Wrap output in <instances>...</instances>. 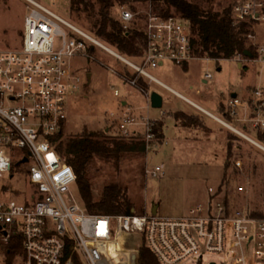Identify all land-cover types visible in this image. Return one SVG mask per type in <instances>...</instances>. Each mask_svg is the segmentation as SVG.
<instances>
[{
  "label": "built area",
  "instance_id": "built-area-1",
  "mask_svg": "<svg viewBox=\"0 0 264 264\" xmlns=\"http://www.w3.org/2000/svg\"><path fill=\"white\" fill-rule=\"evenodd\" d=\"M25 1L30 8L24 16L20 46L0 44V177L22 170L26 178L25 190L13 189L23 200L0 198V264H132L134 251L140 264L139 246L144 238L160 264H178L194 255L204 258L206 253L223 254L221 260L211 259L210 264H249L252 243L256 264H264V216L253 215L246 203L211 197L179 215L90 212L74 190L73 166L50 137L68 121V93L82 89L74 78L71 57L77 51L88 55L90 45L129 65L151 85L141 87L148 106L152 105L153 90L166 91L182 100L185 111L207 122H221L252 141L244 127L249 122L264 130V84L255 86L252 100L231 95L230 115L246 122L239 128L155 72L154 68L167 60L183 65L198 57L192 49L191 27L180 15L151 10L142 19L140 12L122 9L125 27L142 20L146 33L144 53L133 59L115 53L109 43L42 1ZM232 1L234 17L250 21L247 36L256 38L253 23H264V0ZM258 53L257 60L264 62V44L258 45ZM122 77L138 85L136 77ZM205 77L213 74L208 72ZM112 87L119 96V88ZM122 113L118 124L121 135L142 133L148 151L159 146L149 111L137 113L128 105ZM256 140L253 142L264 148ZM161 172V164L151 167L147 161L146 174L157 176ZM8 191L7 186L0 189Z\"/></svg>",
  "mask_w": 264,
  "mask_h": 264
},
{
  "label": "rangeland",
  "instance_id": "rangeland-1",
  "mask_svg": "<svg viewBox=\"0 0 264 264\" xmlns=\"http://www.w3.org/2000/svg\"><path fill=\"white\" fill-rule=\"evenodd\" d=\"M40 1L87 30L88 26L84 21L81 22L73 17L71 0ZM29 8L25 0H0L1 45L20 46L23 39L24 16ZM122 9L132 8L122 6ZM151 10L153 5L150 2L139 4L137 7V12L140 14ZM253 26L257 37L250 41L258 45L264 44V23H253ZM248 54L239 53L227 59L206 56L193 58L191 60V64H194L193 75L197 79L193 90L198 92L200 89L199 94L209 92L201 87L200 80L211 72L213 77L209 78L210 91L216 95L218 102L220 99L223 105L229 103L234 92H239L240 94L236 96L240 98L252 100V90L256 85L264 84V62L257 60L259 54L257 56ZM172 63L167 60L165 64L157 66L154 70L168 80L177 74L192 79V67L188 73L185 68L180 69V66H174ZM71 65L74 78L81 84L82 89L79 92L70 91L67 95L68 121L63 128L65 136L79 132L85 127L120 134L118 124L120 115L125 110L122 106L124 99L135 103L134 110L137 113L149 111L153 120H156L153 117L157 116L163 107L177 106L176 101L165 93L162 107L148 106V100L140 86L147 88L151 85L132 67L102 48L96 47L93 55L90 53L84 55L82 51H77L71 57ZM243 65H248L249 68ZM126 69L134 74L132 78H137L138 85H133L122 77L121 71ZM113 85L119 88V96L114 94ZM227 105H224V110L228 109ZM240 122L242 126L246 123L242 120ZM246 124L247 127L244 128L251 136L263 137L258 132L264 130L257 129L252 123ZM167 136V141L164 138L158 147L150 148L153 149L152 151L147 150L143 158L135 157L123 161L120 170H116L110 163L103 162L96 177V192L103 190L104 184L109 181L119 180L127 183L129 194L139 200L137 208L132 207L128 210L130 212H150L156 206L160 214L179 215L186 213L191 206L211 197L215 200H225L228 196L233 203H246L253 213H264V148L228 127L217 138L218 142L200 144V146L197 143L192 144V138L176 137L173 131H169ZM260 142L264 145V141ZM227 159L230 160V164L226 180L223 181ZM147 161L151 167L161 164L163 172L157 176L146 174ZM240 185H244L245 188L241 190ZM2 186L9 187V191L0 192V198L23 200L18 192L13 191V189H26V178L22 170L13 176L8 173L1 176L0 189ZM73 187L79 195L77 184ZM139 207L145 209L140 210ZM230 233L231 224H229V235ZM222 257L223 254L206 253L204 258L194 255L178 264H210L211 259L221 260ZM247 257L249 264H256L254 243L251 244Z\"/></svg>",
  "mask_w": 264,
  "mask_h": 264
},
{
  "label": "trees",
  "instance_id": "trees-1",
  "mask_svg": "<svg viewBox=\"0 0 264 264\" xmlns=\"http://www.w3.org/2000/svg\"><path fill=\"white\" fill-rule=\"evenodd\" d=\"M146 2L153 5L154 12L164 15L176 13L188 22L191 27L192 49L196 56L227 59L239 53L249 55L246 51L254 56L259 54L258 44L252 43L247 36L252 23L234 17L232 0H71L70 8L76 20L87 24V30L126 56L138 58L144 53L147 44L143 21L134 20L132 25L126 28L121 18V7L129 6L137 12L138 5ZM146 15L147 13L140 14L142 19ZM96 47L90 45L88 52L93 55ZM243 67L249 68L248 65ZM121 73L126 78L134 77L127 69ZM219 104L221 114L231 120L233 117L229 113L228 103H225L228 108L225 110V104L223 105L222 101ZM178 115L184 116L190 126L204 130L210 128L201 117L191 116L183 111L178 112ZM154 131L161 143L165 138L162 120H155ZM258 133L263 137L255 138L263 142L264 131L259 130ZM50 137L56 150L73 166L77 188L90 212L120 214L126 213L132 207L137 208L139 200L129 194L127 183L119 180L109 181L99 192L95 190V183L103 162L110 163L116 170H120L126 159L145 156L147 148L142 133L126 136L85 127L67 136L62 129ZM229 164L230 160L227 159L223 181L226 180ZM226 200L229 201L228 196ZM252 214L264 216L263 212ZM146 242L144 238L139 246L140 264H160Z\"/></svg>",
  "mask_w": 264,
  "mask_h": 264
},
{
  "label": "crops",
  "instance_id": "crops-1",
  "mask_svg": "<svg viewBox=\"0 0 264 264\" xmlns=\"http://www.w3.org/2000/svg\"><path fill=\"white\" fill-rule=\"evenodd\" d=\"M172 64H174V66H177V67L180 66L179 67L180 69L185 68L188 73L191 71V67H192V79L191 78L186 79L185 78L186 76L183 77V75L180 76L178 74L175 76H172L171 80H168L162 76L161 77L163 79H165L167 82H169L171 85L176 87L181 92L185 93L186 95H188L189 97H191L195 101L204 105L207 109L211 110L212 112H214L217 115H220L221 114V112L219 110L220 99L218 102V99H216V95H214L210 91L211 87H210L209 78L204 77L202 80H200L201 87L204 89H207L209 92L199 94V92H201L200 89L198 90V92L193 90L195 82L197 79L193 75L194 64L193 63L191 64V60L184 63L183 65H177L176 63H172ZM140 87H143V86H140ZM191 88H192V92H191ZM160 92H162L163 95H165V94L169 95L174 101H176L175 103L177 105V106L170 105L166 108L163 107L159 111L158 115L153 117L156 120H162L164 122L165 141H167V139H168L167 133L169 131H173L176 133V137H178V138H180V137L192 138L191 139L192 144L197 143V144H199V146H200V144L218 142L217 138H219L222 135V131L227 128L226 125L222 124L221 122L211 120L209 122L206 121L210 127L209 130H204V129L199 128V127L190 126L186 123L185 120H180V117H184V116H179L178 110H180V111L182 110L183 112L188 113L191 116H198V115L193 114L189 110L185 111L183 109V105H182L183 102L181 99L177 98L176 96H174V95H172L166 91H160ZM237 94H240V93L234 92L232 95L234 96ZM227 97H230V96H227ZM122 102L124 103L122 105L124 109L128 105L134 106V104H135L133 102H129V99H124ZM206 104L208 106H206ZM118 108H120V105L118 106ZM231 117H233L231 120L234 122V124L237 127L242 128V125H241L242 123L240 122V120L236 116H231Z\"/></svg>",
  "mask_w": 264,
  "mask_h": 264
},
{
  "label": "water",
  "instance_id": "water-1",
  "mask_svg": "<svg viewBox=\"0 0 264 264\" xmlns=\"http://www.w3.org/2000/svg\"><path fill=\"white\" fill-rule=\"evenodd\" d=\"M246 53H249V51H246ZM151 103H152V106L154 107H162L164 104V95L158 90H153L151 94ZM156 211H157V207L155 206L153 208V212H156ZM128 213H132V212L128 211ZM132 264H138V252L137 251H134L132 253Z\"/></svg>",
  "mask_w": 264,
  "mask_h": 264
},
{
  "label": "bare ground",
  "instance_id": "bare-ground-1",
  "mask_svg": "<svg viewBox=\"0 0 264 264\" xmlns=\"http://www.w3.org/2000/svg\"><path fill=\"white\" fill-rule=\"evenodd\" d=\"M109 46V45H108ZM110 47V49L112 50V51H114L115 53H117V54H119V55H122V53H120V51H118L117 49H115L114 47H112V46H109ZM252 139H254V140H256L254 137H252V136H250ZM253 140V141H254ZM256 141H258V140H256Z\"/></svg>",
  "mask_w": 264,
  "mask_h": 264
}]
</instances>
